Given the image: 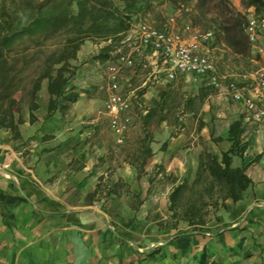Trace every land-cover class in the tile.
Wrapping results in <instances>:
<instances>
[{
	"label": "crops",
	"instance_id": "1",
	"mask_svg": "<svg viewBox=\"0 0 264 264\" xmlns=\"http://www.w3.org/2000/svg\"><path fill=\"white\" fill-rule=\"evenodd\" d=\"M216 53L220 64L225 54ZM259 54L264 59V53ZM237 56L254 60L249 50L246 55ZM143 62H147L149 67H144ZM154 70L152 60L138 56L135 67L127 68L123 74L135 86L141 87V96L135 102L138 107L137 112L132 115V125L136 118L140 120L138 127L143 133L141 146L148 136L152 154L146 158L142 173L130 171V168H120L118 179L130 180L143 175L147 178L165 179L173 175L177 181L193 180L198 171L200 155L209 152L221 156L223 151L230 150L234 142L229 133L230 126L236 121H241L243 131L240 134V145H246V149L242 155H232V164L247 166L246 173L252 179V184L246 190L243 200L234 202L227 199L226 206L234 208L235 204H238L241 208L250 209V205L256 199H264V118L253 119L242 102L223 98L216 89L205 85L200 77L185 74L178 75L175 80L170 81L166 72L155 73ZM254 73L255 70L249 71L248 68H231L220 74L224 83L236 82L245 96L252 97L259 106L264 107V100L260 99L255 91ZM94 80L81 81L77 78L72 81L80 92L79 100L72 106V116L81 115L82 119H86L91 113L90 105L96 100L93 95L94 84L101 82ZM46 94L48 98L46 102L36 99L39 107L34 111L36 115L34 122H30L29 110L27 115H24V122L19 124L18 137L14 136L11 130L0 128V193L5 195H0V264H31V252H34L36 264L37 251L43 244L53 243L54 235L61 228L59 215L55 212L61 207L66 210L67 207L77 208L66 202L62 196L79 189L88 195L98 188V177L103 173L100 153L91 151L90 140L91 137L94 136L95 139L100 135L101 124L95 122L97 120L95 118L88 121L92 122L91 125H75L66 121L59 111L46 117L49 93L47 83H42L39 95L41 97ZM187 99H193L194 106L185 110L179 109L182 116L193 117V128H187L183 121L185 125L178 132L181 122L177 127L176 124H168L167 118L148 126L142 124L141 116L150 108L159 105V113L168 117L177 102H185ZM84 103L89 107L78 111V107ZM132 125L128 129L129 132ZM17 139L21 140L20 145L14 144ZM187 140L190 142L187 143ZM101 147L100 145L98 148ZM26 150L31 153L22 155ZM77 161L79 165L74 167ZM140 161L139 159L132 163L138 164ZM94 166L100 171L91 174ZM5 171L9 174H5ZM169 188L171 190L173 184L168 190ZM95 208L97 209V206ZM81 220L87 224L86 226H97L96 228L107 223L104 219H90L88 216L82 217ZM67 228L74 230L76 227L71 224ZM162 231L161 236L167 238L164 241H171L168 237L172 230ZM192 242L198 247L202 240L191 235L184 238L183 243L171 241L181 248ZM69 257V260L74 261L72 253Z\"/></svg>",
	"mask_w": 264,
	"mask_h": 264
},
{
	"label": "rangeland",
	"instance_id": "2",
	"mask_svg": "<svg viewBox=\"0 0 264 264\" xmlns=\"http://www.w3.org/2000/svg\"><path fill=\"white\" fill-rule=\"evenodd\" d=\"M36 1L0 0V7L3 3L9 9L14 6V3L16 5L27 2L35 4ZM115 1L121 5L123 3L122 0ZM203 2H206L205 6L198 8L197 0L181 3H174L171 0H144L140 11L145 21L158 28L164 27L169 15L176 14L178 25L188 20L199 30L212 27L223 29L224 26L233 22L236 12L240 11L246 19L249 14V8L243 5L242 0H203ZM103 45L104 42L85 40L78 52L79 58L72 62L76 71L73 80L80 78L81 81L83 79L101 81L94 84L93 95L96 100L92 105L89 104L92 107L91 113L86 119H82L81 115L72 116L71 107L67 114L63 115L66 121L75 125H91L92 122L88 121L96 118L95 122L102 126L100 135L90 139L91 151L100 153L102 164L103 173L98 177V192L92 198L83 194L80 189L62 196L66 202L77 208L67 207L68 210H66L61 207L55 212L59 215L61 228L54 235L55 243L43 244L35 254L39 264H203V257H205V264H264V199H256L250 205V209L241 208L238 204H235L234 208L222 206L216 211L209 208L210 213L207 216L209 222L201 229L195 230L184 220L177 221L176 228H164L172 230L168 237L171 241L183 243L184 238L191 235L202 240L198 247L192 242L181 248L172 244L171 241H164L166 237L161 236L163 229L155 220L163 219L172 225L176 221L168 209L169 193L172 190L170 188L168 190V187L178 182L176 177L170 175L165 179H159L147 178L143 175L130 180L118 179L120 168H130V171L139 173L138 164L132 162L141 159L143 133L138 127L140 120L136 118L130 132H126L124 144L119 146L116 143L110 129L109 116L104 113V103L108 94L105 75L108 64L95 60V56ZM211 47L214 48L215 55H217L216 52L225 54L224 59L218 64L221 74L231 68H248L249 71H256L264 66V59L253 50L250 43L248 50L251 51L254 60L250 61L245 56H237L224 40L222 32ZM36 49L38 48L33 46L32 52ZM31 73V67L24 70L21 90L16 93V97L21 99L23 117L27 115L31 100ZM43 83L46 84L47 80L45 79ZM38 98L39 101L45 102L48 99L47 94L40 97L39 92L36 95V99ZM179 103L177 102V105L170 110L167 117L168 124H176L178 127L181 122L178 132L185 123L187 128L194 126L193 117L182 116L178 107ZM88 107L84 103L78 107V111ZM137 107L138 104L134 103L132 115L137 112ZM20 142L21 140L17 139L14 144L18 145ZM98 142L101 143L98 144ZM188 142L190 140H187ZM100 145L101 149L98 148ZM30 153L26 150L22 155ZM78 165L77 161L74 167ZM98 171L100 170L94 166L91 174ZM4 173L9 174L6 171ZM188 181L192 182V180ZM115 183L118 192L109 194L108 190L113 189ZM90 205L93 207H87ZM137 206L138 208L134 209ZM177 214L180 215L179 212ZM84 216L90 219H104L107 223L99 228L88 227L81 220ZM71 224L76 227L74 230L67 228ZM71 253L74 261L69 260ZM31 254V264H35L34 252Z\"/></svg>",
	"mask_w": 264,
	"mask_h": 264
},
{
	"label": "trees",
	"instance_id": "3",
	"mask_svg": "<svg viewBox=\"0 0 264 264\" xmlns=\"http://www.w3.org/2000/svg\"><path fill=\"white\" fill-rule=\"evenodd\" d=\"M181 3L187 0H171ZM225 1V0H222ZM122 5L115 0H37L33 3H21L9 9L5 3L0 7V128L11 130L14 136L20 135L19 124L24 122L21 99L16 93L21 90L24 80L22 73L27 67L32 68L30 88V122L36 120L34 111L39 107L36 95L47 80L49 100L46 117L59 111L67 114L72 105L80 98V92L73 85L76 74L72 62L77 60L78 52L87 39L104 42L95 56V60L105 63L113 60L112 54L123 34L129 28L135 15L141 14L144 0H122ZM244 6L253 7L256 12L264 11V0H242ZM206 2L197 0L198 8ZM233 22L221 28L224 40L237 54L245 55L249 49L245 33V15L236 12ZM111 40L108 42V40ZM33 46L38 49L32 52ZM41 56H38L40 55ZM142 93V92H141ZM195 101L187 99L179 103V108L193 107ZM159 105L150 108L142 117L144 126L167 118L159 113ZM241 121L230 126V136L234 140L228 151L221 156L209 152L200 155L196 177L178 181L169 193V211L175 222L168 224L163 219H155L160 228H176L177 221L184 220L188 225L201 229L209 222L207 217L212 208L226 206V200L238 202L244 199L252 179L246 173L247 166H234L233 154L242 155L246 145H240ZM148 135V134H147ZM148 136L142 145L139 173L144 171L146 158L152 154ZM151 139H149L150 141ZM218 140V139H216ZM99 188V187H98ZM95 191L88 193L94 197ZM114 184L111 192L117 193ZM1 196L2 193H0ZM140 202V201H139ZM134 207V209H137ZM180 213V215L177 214ZM204 255V254H202ZM203 257V256H202ZM205 264V257L202 259Z\"/></svg>",
	"mask_w": 264,
	"mask_h": 264
},
{
	"label": "built area",
	"instance_id": "4",
	"mask_svg": "<svg viewBox=\"0 0 264 264\" xmlns=\"http://www.w3.org/2000/svg\"><path fill=\"white\" fill-rule=\"evenodd\" d=\"M220 33V27L199 30L188 20L178 25L176 14L169 15L162 28L151 25L141 14L134 16L112 52L115 58L106 62L108 94L104 113L109 116L110 129L119 146L124 144L126 132L133 123V104L141 96V87L135 86L123 75L127 68L135 67L138 56L152 60L154 72H166L170 81L185 74L200 77L205 85L216 89L223 98L242 102L253 119L264 118V107L259 106L252 97L245 96L236 82H223L217 57L211 47ZM245 33L253 50L264 53V11L256 12L253 7L249 8ZM143 66L149 67V64L143 62ZM254 74L255 91L264 100V66Z\"/></svg>",
	"mask_w": 264,
	"mask_h": 264
}]
</instances>
